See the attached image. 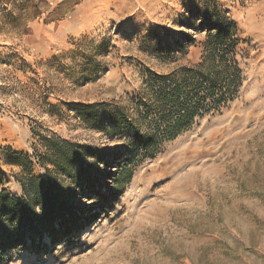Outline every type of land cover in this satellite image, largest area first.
Wrapping results in <instances>:
<instances>
[{
	"label": "rangeland",
	"instance_id": "374dc122",
	"mask_svg": "<svg viewBox=\"0 0 264 264\" xmlns=\"http://www.w3.org/2000/svg\"><path fill=\"white\" fill-rule=\"evenodd\" d=\"M219 17L238 30L233 100L140 147L133 136L158 122L151 72L200 64ZM49 133L114 157L98 168L122 194L79 198L74 237L5 264H264V0H0V173L13 194L10 153L42 154Z\"/></svg>",
	"mask_w": 264,
	"mask_h": 264
},
{
	"label": "trees",
	"instance_id": "16d2710c",
	"mask_svg": "<svg viewBox=\"0 0 264 264\" xmlns=\"http://www.w3.org/2000/svg\"><path fill=\"white\" fill-rule=\"evenodd\" d=\"M207 29L209 41L200 64L177 75L151 72L155 91L152 109L158 122H154L156 129L148 136L139 133L133 136L140 147L153 148L160 135L176 138L202 110H218L233 100L232 93L242 85L241 71L231 58L237 47L236 23L219 17ZM82 108L91 113L95 107L82 105ZM121 128L116 126V130ZM40 141L45 151L38 156L10 153L12 164L22 171L23 176L16 179L22 187V196L4 186L5 177L0 173V263L10 262L14 254L24 250L46 254L68 242L80 230L77 225L82 211L76 204L79 198L93 197L107 206L116 202L123 191L118 182L112 188L103 183L98 165H109L114 157L108 153L53 133L41 136ZM121 162L115 160L113 165L120 168ZM35 164L44 170L43 176L34 175Z\"/></svg>",
	"mask_w": 264,
	"mask_h": 264
},
{
	"label": "crops",
	"instance_id": "0c3cea01",
	"mask_svg": "<svg viewBox=\"0 0 264 264\" xmlns=\"http://www.w3.org/2000/svg\"><path fill=\"white\" fill-rule=\"evenodd\" d=\"M18 192L15 194V195H18V196H22L23 195V190H22V187L20 186V184L18 185Z\"/></svg>",
	"mask_w": 264,
	"mask_h": 264
}]
</instances>
